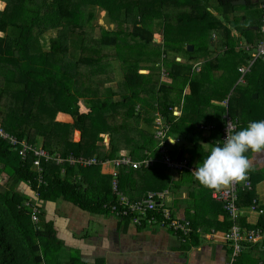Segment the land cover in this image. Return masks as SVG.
<instances>
[{
	"label": "trees",
	"instance_id": "obj_1",
	"mask_svg": "<svg viewBox=\"0 0 264 264\" xmlns=\"http://www.w3.org/2000/svg\"><path fill=\"white\" fill-rule=\"evenodd\" d=\"M216 1L0 0V4H6L4 9L0 7V128L20 142L64 158L95 157L104 161L126 150L133 159L141 160L144 151L157 144L154 121L159 111L170 123L171 133L188 143L186 149H196L197 137L203 131L197 127L202 122L194 121V115L202 114L204 106L211 107L213 96L200 94V88L192 80L197 73L195 64L211 62L214 72L229 71L233 69V64H228L232 62L230 59L238 61L239 69L253 57L250 59V53L238 49V38L234 35L231 39L228 26L214 25L218 21L209 8ZM235 1L238 0H218L225 18L235 17L236 10L242 7L233 5ZM246 1L251 6V0ZM101 10L106 11L107 26L98 24ZM263 17L264 14V25ZM236 19L246 21L244 16ZM253 20H257V13ZM253 20L242 28L248 26L250 32L256 24ZM219 31L223 32L216 42L214 37ZM159 32L165 39L157 43L154 38ZM222 44L225 47L216 51L217 45ZM181 52L187 53L184 62ZM246 54L248 58L244 61ZM139 59L143 63L135 66ZM143 70L148 73L142 74ZM162 70L168 73L166 77L171 83L164 81ZM118 72L123 77L117 81ZM256 92L244 91L236 102L250 103ZM226 98L221 99L222 103ZM80 104L89 112L82 113ZM179 105L183 115L175 117L171 108ZM223 108L227 114L226 104ZM60 113L70 115L73 123L57 121ZM222 121L217 126L221 133L224 118ZM76 131L81 133L78 142H74ZM101 134L109 136L108 147L103 138L100 140ZM176 149L169 151L173 153ZM186 149L182 148L178 155L184 157ZM18 151L10 138L0 137V178L5 177L0 182V264H78L72 257L64 260L58 254L63 242L56 237L54 223L47 221L43 213L34 224L28 210L22 208L23 200L28 198L25 189H38V182L33 166L35 157L28 155L27 160H22ZM42 165L46 184L39 188V193L43 202L66 200L96 214L105 211L103 204L116 202L109 180L104 184V193L93 192L98 166L45 161ZM153 171V167L122 169L119 177L122 193L137 202L151 191L171 188V183L174 188H179L181 180L189 185L199 183L188 170L178 173L176 182H172L171 172L165 170L158 181ZM21 185L26 187L23 191ZM252 190L239 191L237 206L253 204ZM168 194L163 207L172 211L166 203ZM219 204V213L225 216L221 227L225 232L233 225L264 230V213L258 226H252L245 218L232 221L223 204ZM189 218L192 229L205 228L210 223L194 214ZM158 219L162 220L163 216L160 214ZM199 241V234L192 233L186 245L190 242L198 245ZM256 245H260L258 249L264 258V244ZM256 245H251V249ZM56 257H60L57 263ZM246 257L254 263L250 254Z\"/></svg>",
	"mask_w": 264,
	"mask_h": 264
},
{
	"label": "crops",
	"instance_id": "obj_2",
	"mask_svg": "<svg viewBox=\"0 0 264 264\" xmlns=\"http://www.w3.org/2000/svg\"><path fill=\"white\" fill-rule=\"evenodd\" d=\"M213 4L214 2H212V8H209V11L212 10L216 14V8L213 7ZM251 5L258 7L263 13L264 0H251ZM235 6L245 7L248 5L246 1L245 5ZM254 28H256V26L251 27L252 30H257ZM238 46H240V43L237 47ZM227 60L228 61H225L226 64L229 62V59ZM231 61V63H228L229 65L235 62L234 60ZM262 62H264V60ZM196 65H199V63L195 64V66ZM199 69L200 71L196 70L197 73H195L200 75L199 81L201 84H207L211 89V92L209 90L204 91L199 87V83L195 81L200 88V94L212 95V92L215 93L211 107L204 106L201 111L202 114L198 113V115H194L195 120L200 118L197 122L202 123L197 124V127H199L204 133L202 132L200 134L201 136L197 137L196 149H192L191 147L188 150L186 149V147H188V143L185 144L183 137L172 134L170 130L169 136L177 142L175 145H168L169 148L186 149L187 151L185 150V156H187L190 160V165L194 167L197 163L202 162L203 156L208 154L212 144L219 143L222 136V133L218 130L217 126L222 125V119L225 114L223 108L224 106L222 105L221 100L223 95L216 89L215 86H218L219 89L225 93L223 85L228 82L232 83V69L229 71L218 69L215 72L210 70V73L213 75H211L209 79L202 76L203 71L200 65ZM252 72L253 68L249 74ZM241 78V83H244L245 76ZM254 80L260 81L254 84ZM246 83L250 88H248L245 93L251 90L257 91L256 93H253V101L241 104L235 102L234 113L236 118L239 120L233 117L232 113H230L231 108L229 109L230 115L238 123V130L245 127L250 121L264 119V110H262V108H264V66L260 67V69L251 76L249 84L248 81ZM187 92L189 93L188 87ZM242 98L244 99V97H241V100ZM218 99L220 100L219 103L217 101ZM260 99H262L263 102L260 103ZM213 105L220 107L218 108V118L216 116L215 119L211 114L213 111ZM80 106V111L82 112V106L84 105L80 104ZM85 109L87 108L85 107ZM157 113L161 114L159 111L156 112V115ZM57 121L63 124L73 123L72 117L65 113H60L57 116ZM165 121L168 122L166 119ZM209 121L213 122L210 123ZM204 122H208L211 125L202 126L201 124H205ZM212 125L215 126L214 130L206 128ZM75 134L74 142H78L81 137H79V139H75ZM179 142H181L180 144L182 145H180ZM108 146L109 145H107V147ZM156 148L157 144L153 149L145 150L144 155L146 156L149 152H153L154 154L156 152ZM122 151L128 152L126 150ZM246 155L250 161V171L247 175H250L251 177L252 192H254L255 195L254 201L256 202L257 207L264 209V198L259 197L256 191V185L259 182L264 181V151L260 153L250 151ZM95 171V187L93 188V192L98 190L104 193V184L106 180H109L108 183L112 184V177L109 174L110 169L107 166L103 168H96ZM176 181L177 177L175 175L172 182ZM188 185L189 182L181 180L179 181V188H174L171 185V188L159 191H168V193L169 191L171 192L169 194L170 198L166 201V203L171 207L173 216L175 218L190 220L189 216L194 214L197 215L199 219L210 222L208 224L211 225V227H208L207 224V227L205 228H197L200 231L204 233H208L212 230L225 232L221 229L222 224L225 221V216L224 213H219L220 208L218 205L221 206V204L213 198V194H211L212 189L202 186L198 182L190 184L189 186ZM151 193L158 192L151 191L147 193V195ZM206 194H208V198L206 197ZM147 195L143 197L146 198ZM111 203L112 202L103 204V209L105 211L101 214L90 213L89 211L82 210L73 202L66 200H58L53 203H43V213L45 218L47 221H52L54 223L56 237L63 242L64 246L69 248V253L64 256L61 255L62 259L71 260L72 257V261H78V264H228L231 250L227 244H223L222 242L200 240L198 245H192L190 242L187 246L186 243H183L182 240H180V236L178 234L168 228L160 227L158 225L139 227L127 219H118L115 216L110 215L108 206ZM240 208L243 211L242 218H245L249 225L258 226L263 214H260L258 211L253 212L249 210L251 209V205L247 207L240 206ZM176 236H179V239ZM258 248H260V245H256V247H253L249 251L246 250L244 254L240 256V258H242L237 260L236 264H257L259 260H264L262 256L263 252ZM247 253L251 255V259L254 260V263H251L250 259L246 257Z\"/></svg>",
	"mask_w": 264,
	"mask_h": 264
},
{
	"label": "built area",
	"instance_id": "obj_3",
	"mask_svg": "<svg viewBox=\"0 0 264 264\" xmlns=\"http://www.w3.org/2000/svg\"><path fill=\"white\" fill-rule=\"evenodd\" d=\"M264 21V17H263ZM246 52L253 51L251 46L243 47ZM255 54L253 58L249 61L246 66L239 68L241 75H245L251 71L253 64L260 58H264V29L263 38L260 43L254 49ZM196 70L200 71L199 65L196 66ZM224 104H227L225 102ZM175 117H180L182 114V105L171 108ZM224 126L222 130V136L220 142L226 137V127L230 123L233 127L238 130V123L230 116L229 112L224 115ZM207 129L212 130L213 126L207 127ZM171 130L170 123L166 122L164 117L157 113L154 125V137L157 141L156 151L161 156L156 157L153 152L147 153V155L141 160H135L132 158L130 153L122 151L119 156L111 160H98L97 158H87V157H74L70 156L68 158L62 157L60 154H52L46 150L39 147H34L26 142H20L12 136L6 134L0 128V137L10 138L12 145L19 149V155L22 160H27L28 155H33L35 160L33 166L36 169L38 175V187H42L45 184L43 177V166L42 162H55L57 165L69 164L71 166H82V167H109V174L112 177V190L115 195L116 202H112L108 209L109 211L118 219H129L134 225L141 226H153L158 225L161 227H167L174 233L178 234L183 238V242H186L188 238L192 235V226L189 221L184 219L175 218L172 211L164 209L165 195L166 192H158L148 194L146 198L139 200L137 202L131 201L125 194L122 193L120 189V172L124 168L132 169H147L152 168L156 162H163L168 169L172 171L184 172L188 170L190 173L195 168L190 165V160L186 157L184 159L178 160L175 158L176 154L169 151V144L175 145L176 140L169 136ZM108 138V136H107ZM109 142H107L108 144ZM175 154V155H174ZM192 174V173H191ZM245 189H252V181L250 175L245 184L232 182L228 185L221 186L218 189H213V197L216 201L221 202L224 209L229 215L232 221H236L243 217L242 209L237 206L239 199V191ZM24 207L31 211V218L34 223L39 221L40 210V200L38 191L35 190L32 194V199L24 203ZM107 207V206H106ZM251 211H258L260 214L264 213V210L258 208L256 202L254 201L251 205ZM163 216L162 220L158 219L159 215ZM201 237H206L208 240L214 242H222L227 244L231 249V255L228 264H236L238 258L241 256L243 251L249 245L264 244V230L262 228H254L250 230L242 229L238 225H233L228 231L222 234H217L212 232L209 235H201ZM258 264H264V260H260Z\"/></svg>",
	"mask_w": 264,
	"mask_h": 264
},
{
	"label": "rangeland",
	"instance_id": "obj_4",
	"mask_svg": "<svg viewBox=\"0 0 264 264\" xmlns=\"http://www.w3.org/2000/svg\"><path fill=\"white\" fill-rule=\"evenodd\" d=\"M243 5V4H242ZM5 6H6V4H4V3H1L0 4V7L2 8V9H4L5 8ZM213 7L214 8H216V14L212 11V10H210V12L213 14V15H215L216 16V19H217V21L218 22H215L214 23V25L217 27V28H220L222 25H225V26H228L229 27V33H230V35H231V39H233L235 36V34H236V37L238 38V42L240 43V46L238 47V49H242V50H244L243 49V47H247V46H251V47H253V51H251V52H248V53H250V54H248L249 56H250V59H251V55L252 56H254V54H255V51H254V49L256 48V46L255 45H257L258 43H259V41H261V39L263 38V32H262V29H263V24H262V14L264 13V10H263V13L261 12V10L258 8V7H254L253 5H251V6H245V7H239L237 10H236V13H235V17L233 16V15H230L228 18H225L224 17V14L222 13V8L221 7H219V3H218V0L216 1V4L214 3L213 4ZM263 9H264V6H263ZM257 13V20H255L254 22H256V24H255V26H256V28H254V29H257V30H252V29H250V32L247 30V28H248V26H246V28H242V26L245 24V25H249L251 22H252V20H253V18H254V16H255V14ZM246 17V21H242V20H240V19H236L237 17ZM98 24H99V26H107V21H106V11L105 10H101L100 11V14H99V17H98ZM163 32V31H162ZM162 32H159V33H157L156 35H155V38L157 39V43H160V42H162L163 41V39H165V35H163V33ZM220 32V31H219ZM223 32V31H222ZM222 32H220L219 33V35H217V36H215L214 37V40H216V42L218 41V39L219 38H221V35H222ZM220 36V37H219ZM219 37V38H218ZM250 41H252L251 43H250ZM251 45H250V44ZM253 45V46H252ZM225 47V45H220V46H218L217 45V50L216 51H219V50H221V49H223ZM188 49V48H187ZM245 51V50H244ZM182 53V52H181ZM198 54V53H197ZM216 54V53H215ZM214 54V55H215ZM213 55V54H212ZM248 55L246 54V59H244V61H247V58H248ZM167 56H170V50H169V52H168V54H167ZM181 56H182V59H183V62H184V60H186V58H187V53H185V52H183L182 54H181ZM253 58V57H252ZM178 59H181V58H178ZM204 60H206V59H204ZM230 60H232V59H230ZM260 60L261 61H259V62H255L254 64H253V66H252V68H253V72L251 73V74H249V73H247V74H249L248 76H246L245 75V82L244 83H240V81H241V77H242V75L241 74H239L238 73V71H237V67H236V65H237V63H238V61H235L234 63H233V66H232V71H231V77H232V83H225L224 85H223V87H224V94H223V96H222V98H225V97H227V99L229 100V105H230V108H231V113H232V115H233V117L235 118V119H237V120H239L238 118H236V115H235V113H234V108H235V102H236V98H237V96L240 94V93H243L244 91H246L248 88H250L249 86H247V81H248V84H249V82H250V78H251V76L256 72V71H258L259 69H260V67H263L264 66V62H262L263 60H264V58H260ZM143 63V60H140L139 59V62H135L134 63V65L135 66H137L138 64H142ZM248 63V61L246 62V63H244V64H247ZM246 66V65H245ZM200 67H201V69H202V71H203V73H202V76L204 77V78H207V79H209L210 78V76L211 75H213L212 73H210V70H211V62L210 63H206V64H204V62H201V64H200ZM243 67V66H242ZM252 68H251V70H252ZM167 70L169 71V73L171 72V66H169V68H167ZM142 74H147L148 73V71H140ZM195 72H197V71H195ZM162 73L164 74V76H163V78H164V80H166L165 82H170V80L166 77L167 75H168V73L166 72V71H164V70H162ZM122 77H123V75L121 74V72H118V78H117V81L118 80H120V79H122ZM199 78H200V75L199 74H196L193 78H192V80L193 81H196V82H198L199 83V87L201 88V89H203L204 91H207V90H209V91H211V89H210V87L207 85V84H201V82L199 81ZM258 81H260V80H254V84L256 83V82H258ZM262 81V80H261ZM263 82V81H262ZM116 83V82H115ZM246 83V84H245ZM180 84V82H178L175 86H178ZM112 86H115V84H112ZM212 95H213V98L215 97V93L214 92H212ZM221 98V99H222ZM218 101V103H219V99L217 100ZM261 102H263V100L262 99H260V103ZM218 108H220L219 106H217V105H213V111H212V116L214 117V119L216 118V116H217V118H218V114H219V112H218ZM262 110H264V108H262ZM82 112L83 113H88L89 112V110L88 109H85V107L84 106H82ZM198 120H200V118L199 119H196V120H194V121H198ZM202 126H209V125H211V124H201ZM79 137H80V135H79V132H76V134H75V139H79ZM104 137V138H103ZM100 140H101V138H103V140H102V142L107 146V145H109V143L107 144V142H109L110 141V139H109V137L107 138V135H105V134H101L100 135ZM181 142H179V144H180ZM180 145H182V144H180ZM182 151V149L181 148H177L176 150H175V152H173V153H175L176 154V156H175V158H177L178 160H181V159H184V158H186L187 156H184V157H180L179 155H178V153L179 152H181ZM178 152V153H177ZM154 155L156 156V157H159L158 159H161V156L158 154V152L156 151L155 153H154ZM167 171V172H171L172 174L170 175L171 177H172V179H173V177H175V175H177L178 173H181V172H179V171H172V170H168V168H167V166L163 163V162H161V161H159V162H156L154 165H153V172H152V174L156 177V179L159 181V179H162L163 177V174H165V170ZM158 171V172H157ZM156 172V173H155ZM161 177V178H160ZM4 180H5V177L3 178ZM3 179H1L0 178V182H3ZM165 186H166V188L167 187H169V186H167L166 184H164ZM170 185H172V183L170 184ZM21 187V189H24V188H26L24 185H21L20 186ZM20 189V190H21ZM26 191H24V193L27 195V196H30L31 195V191L29 190V189H25ZM23 191V190H22ZM203 195H204V192H203ZM206 197L208 198V194H206ZM170 198V196H169V194L167 195V198H166V201L168 200ZM26 200V199H25ZM25 200H23V202L25 201ZM204 202H205V200H204ZM203 202V203H204ZM109 214L110 215H112V216H114L111 212H109ZM165 230H167V229H165ZM169 231V230H168ZM173 233V232H172ZM177 237V236H176ZM179 237V236H178ZM177 237V238H178ZM180 238V240H182V242H183V238H181V237H179ZM178 238V239H179ZM53 253H55V252H53ZM67 253H69V248L68 247H66V246H61V248H58V254L59 255H66ZM60 259V257H56V263L58 262V260ZM58 264V263H57Z\"/></svg>",
	"mask_w": 264,
	"mask_h": 264
},
{
	"label": "clouds",
	"instance_id": "obj_5",
	"mask_svg": "<svg viewBox=\"0 0 264 264\" xmlns=\"http://www.w3.org/2000/svg\"><path fill=\"white\" fill-rule=\"evenodd\" d=\"M245 75H242V77H244ZM171 82L172 81L170 80V82H167V83H171ZM241 82H242V79L240 83ZM224 101L227 102L226 106H227V111L229 112V100L226 98L224 99ZM225 102L222 103L223 106H225L224 104ZM250 151L255 152V153H260L264 151V119L250 121L245 127H242L239 130H237L235 127H233L229 123L226 127V137L221 142L212 144L208 154L203 156L202 162L197 163L191 173L195 177V179L199 181V183L202 186H205L212 190L218 189L221 186L228 185L232 182H238V183H242L246 185V182L248 179L247 174L250 171V161L246 154L249 153ZM36 181L38 182L37 177H36ZM45 184H46V181H45ZM29 190L31 191V195L22 203V208L28 210L29 214H31V211L28 208L24 207V203L26 201H30L32 199L33 192L37 190L39 194V200H40V210H41L39 214V219H40V215L43 214V203H46V202L42 201V198L39 193V187L38 189L29 188ZM256 191L259 197L264 198V181H261L256 185ZM184 220L189 221L187 219H184ZM37 223H34V224H37ZM164 228H167V227H164ZM212 232H215L217 234L225 233V232H220V231L217 232L215 230H212L208 233H204L200 231L199 229H194V228L192 229V233H198L200 240H204V241H211V240H208L206 237L204 238L201 237L200 233L201 235L202 234L209 235ZM190 237L188 238L186 242H183V243H187ZM251 247H252L251 245L247 246L246 249L243 251V253L246 250L249 251ZM243 253L241 254V256L243 255Z\"/></svg>",
	"mask_w": 264,
	"mask_h": 264
},
{
	"label": "water",
	"instance_id": "obj_6",
	"mask_svg": "<svg viewBox=\"0 0 264 264\" xmlns=\"http://www.w3.org/2000/svg\"><path fill=\"white\" fill-rule=\"evenodd\" d=\"M242 4L245 5L246 4V1H244V0H238V1L233 2V5H242ZM154 41L157 42V39L154 38ZM189 49L191 50L192 47H189ZM79 135L81 137V133H79Z\"/></svg>",
	"mask_w": 264,
	"mask_h": 264
}]
</instances>
